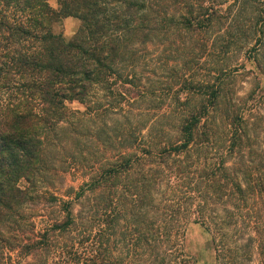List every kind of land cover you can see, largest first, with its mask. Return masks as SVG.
<instances>
[{"label":"trees","instance_id":"1","mask_svg":"<svg viewBox=\"0 0 264 264\" xmlns=\"http://www.w3.org/2000/svg\"><path fill=\"white\" fill-rule=\"evenodd\" d=\"M67 16L77 18L79 27L68 41L58 42L50 27ZM224 28L236 32L225 34ZM221 37L223 44L212 47ZM167 41L178 56L185 42H190L186 56H212L231 47L239 53L253 41L254 62L264 72V0H59L57 8L48 0H0V78L22 97L0 113L1 253L19 249L21 258L30 257L26 264H195L180 258L184 231L175 219L180 207L158 203L155 186L168 155L188 154L192 146L198 150L210 138L201 119L208 124L217 108L204 105L187 114L174 108L184 116L181 141L164 145L141 142L139 121L127 120L133 110L150 109L153 99L139 56L149 45L165 51ZM218 94L214 89L208 96ZM224 113L242 124L238 110ZM239 126L226 146L229 154L245 136ZM88 139L96 152L82 148ZM223 157L217 169L225 171L228 186L233 178ZM68 174L84 181L73 196L65 191L70 199H64L56 191ZM251 186H228L237 191L235 206L246 194L264 198L263 184ZM86 193L92 196L85 199ZM242 209L251 215L247 206ZM241 215L242 223L259 232L248 240L258 243L263 258V219ZM214 222L206 228L218 259L217 234L225 230L213 229Z\"/></svg>","mask_w":264,"mask_h":264},{"label":"rangeland","instance_id":"2","mask_svg":"<svg viewBox=\"0 0 264 264\" xmlns=\"http://www.w3.org/2000/svg\"><path fill=\"white\" fill-rule=\"evenodd\" d=\"M58 2L59 0H48L53 8L58 7ZM226 5L221 6L222 10ZM78 27L79 20L73 16H67L54 22L50 31L55 36L54 40L68 41ZM227 30L231 31L230 28H224L225 34ZM231 32L236 30L232 29ZM210 38L213 37L210 36ZM238 40L242 39L233 37V42ZM223 41L221 37L211 46L215 48L219 42L223 44ZM189 43L181 44V56L174 52L173 42L169 43L165 51L157 45H149L148 53L145 56H139L140 60H145L141 64L138 59V65L143 75L149 77L153 99L150 109L133 110L134 114L127 120L139 121L141 126L139 131L141 135H144L141 142L146 143L152 140L154 144H158L169 139L171 142L177 139L181 141V134L178 131L181 125L180 120L184 116L181 117L183 113L179 110H184L187 114V111L196 110L204 105L208 108L211 106L217 108L208 120V124L204 120L205 117L201 119V125L204 123L205 126L204 132L209 131L210 138L200 149L195 150L192 146L188 154L176 156L172 153L167 156L164 174L157 177L161 178L158 181L159 185L155 186L159 189L157 202L162 205L174 204L175 208L180 207L175 216L176 221L179 220L180 223L179 229L184 231L181 238L180 258H188L191 261L193 259L195 264H217L218 262L219 264H264L262 263L264 257L262 258L259 254L260 246L256 241L248 240V238H257L259 232L241 222L243 219L241 214H246L245 220L246 218L249 220V217L256 218V213L260 214V218L263 219L260 233L264 239V198L260 195L246 194L244 203H239L240 207H237L235 206L237 191L234 189L231 193L235 183L241 184V188H246L248 185L250 189L252 184L255 187H258V184L264 185V72L260 71L254 62V42L249 41L247 45L244 44L239 53H234L231 47L230 52L212 56L210 54L186 56L185 46ZM262 60L264 62V58ZM2 82L0 78V113H4L12 104L22 99L13 88L8 90ZM214 89L219 90L218 97L215 99L208 96ZM177 95L180 96L179 101H177ZM68 106L87 112V109L78 102H70ZM174 108L179 110H173ZM227 108L231 112L238 110L243 117L242 121L247 123L241 121L242 124H239L237 122L239 119L234 116L226 118L224 110ZM228 119H233L234 124ZM93 125V127L97 126L95 123ZM236 125H240V132L245 136L242 142L235 141L234 151L229 154L226 146H231L233 141L231 139L236 138L233 134ZM238 134L237 131V136ZM96 138L99 136L96 135ZM85 142L82 148L86 152H96L92 140L88 139ZM110 155L111 152L108 153V156ZM221 156H224L226 174L230 173L233 178L228 185L232 189L225 185L227 182L225 171L220 173L217 169ZM149 166L150 164H146L144 168ZM173 173H175L174 177L170 179L169 176ZM83 181L84 179L80 176L68 174L56 193L64 199H70L67 193L73 196V192L79 191ZM227 193L230 194L228 198ZM84 196L87 199L92 195L86 193ZM85 203H87L86 200ZM244 206L251 210L249 217L242 209ZM78 207L76 205L74 210L76 211ZM230 213H233V217ZM234 218H238L239 221L234 222ZM213 220L215 221L211 223L214 224L213 229L224 226L222 230H225L223 234H217L218 238L221 236L216 243L219 250L218 259H216L217 251L214 249L211 235L206 228ZM240 246H243V249ZM0 254H2L0 264H26L30 260V257L21 258L19 249L5 250Z\"/></svg>","mask_w":264,"mask_h":264}]
</instances>
